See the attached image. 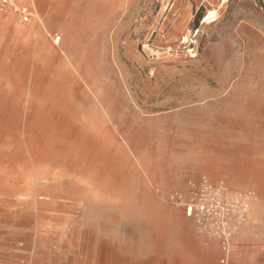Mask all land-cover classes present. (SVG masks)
I'll return each instance as SVG.
<instances>
[{"label": "rangeland", "instance_id": "rangeland-1", "mask_svg": "<svg viewBox=\"0 0 264 264\" xmlns=\"http://www.w3.org/2000/svg\"><path fill=\"white\" fill-rule=\"evenodd\" d=\"M14 2L31 17L0 3V264H264V0ZM203 177L246 207L228 254L186 212Z\"/></svg>", "mask_w": 264, "mask_h": 264}, {"label": "built area", "instance_id": "built-area-1", "mask_svg": "<svg viewBox=\"0 0 264 264\" xmlns=\"http://www.w3.org/2000/svg\"><path fill=\"white\" fill-rule=\"evenodd\" d=\"M0 3L2 11H17L21 14L24 22H29L31 16L27 7L17 6L14 0H1ZM188 186L189 192L192 195V200L186 203L187 214H196L201 220H203L208 213L213 218V220L210 221L211 224L215 223L214 221L217 220L218 228L216 229V232L222 240L224 251L228 254L230 251V239L232 236L230 231L232 220L231 213L237 211L239 220H243L246 214L245 205L240 202V205L236 207L229 202L222 201L226 196L225 193L227 191V186L224 182L215 185L207 177H203L198 183L190 182ZM205 195L206 201L203 198H200ZM182 196L183 195L180 191H175L170 194V199L174 203H180ZM207 200L212 201L208 202Z\"/></svg>", "mask_w": 264, "mask_h": 264}, {"label": "crops", "instance_id": "crops-1", "mask_svg": "<svg viewBox=\"0 0 264 264\" xmlns=\"http://www.w3.org/2000/svg\"><path fill=\"white\" fill-rule=\"evenodd\" d=\"M24 259L21 260V263L34 264V262H40L41 264H47L46 259L43 256L34 257L30 254H24ZM11 262L17 263L18 260H10ZM100 264V263H99Z\"/></svg>", "mask_w": 264, "mask_h": 264}, {"label": "bare ground", "instance_id": "bare-ground-1", "mask_svg": "<svg viewBox=\"0 0 264 264\" xmlns=\"http://www.w3.org/2000/svg\"><path fill=\"white\" fill-rule=\"evenodd\" d=\"M214 21H215V18H213V19L210 21V23H211V22H214Z\"/></svg>", "mask_w": 264, "mask_h": 264}]
</instances>
